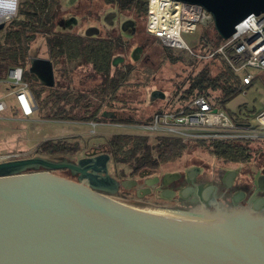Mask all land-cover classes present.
<instances>
[{
  "label": "water",
  "instance_id": "1",
  "mask_svg": "<svg viewBox=\"0 0 264 264\" xmlns=\"http://www.w3.org/2000/svg\"><path fill=\"white\" fill-rule=\"evenodd\" d=\"M175 1L207 10L223 40L247 17L264 14V0ZM116 16L105 22L111 26ZM122 32L133 36L136 22L125 21ZM98 34L90 27L84 36ZM29 72L53 85L50 61L32 59ZM95 154L76 162L39 156L0 162V264H264L263 221L108 197L132 185L108 173L109 154ZM59 170L78 182L51 174Z\"/></svg>",
  "mask_w": 264,
  "mask_h": 264
},
{
  "label": "trees",
  "instance_id": "2",
  "mask_svg": "<svg viewBox=\"0 0 264 264\" xmlns=\"http://www.w3.org/2000/svg\"><path fill=\"white\" fill-rule=\"evenodd\" d=\"M18 1L17 16L0 30V82L7 80L11 69L23 68L24 80L33 94L37 113L42 120L144 128L152 125L157 113L189 112V106L199 97H205L214 109L226 110V104L247 87L223 59L219 56L209 57L223 42L214 26L209 25L201 34V53H194L195 56L186 64L185 79L174 83V90L169 94V101L173 103H166L155 108L152 114H145L144 110L134 109L130 102L118 97L120 88L132 85L131 78L135 72L131 63L124 70L114 65L115 58L125 57L130 51V47L124 43V37L118 34L87 37L81 33L58 32L57 23L62 13L60 0ZM101 1L108 6H117L116 9L123 16L146 23L149 5L147 0ZM209 29L214 33L210 32V35L207 31ZM38 36L46 39L48 54L59 73V79L52 88L40 87L35 90L27 79L31 74L30 49ZM162 47L165 58L175 63L184 62L183 58L174 57L170 48ZM142 71L144 72L138 70L140 77L144 78L147 76V69ZM78 76L81 77L78 79L81 88L86 81L91 83L89 89H78V92L72 89L74 77ZM34 83L39 85L36 81ZM13 109L17 113L16 107ZM117 111L123 115L118 116ZM226 112L236 126H250L249 119L244 120L230 111ZM191 143L225 162L246 161L250 156L245 154L247 147L240 140L184 142L167 136L157 137V145L152 146L148 135L115 134L106 140L103 148L110 154L114 166L119 163L129 164L132 174L138 175L142 171H158L162 166L175 162L183 156ZM36 151L37 155L44 157H72L81 148L68 142L46 141Z\"/></svg>",
  "mask_w": 264,
  "mask_h": 264
},
{
  "label": "rangeland",
  "instance_id": "3",
  "mask_svg": "<svg viewBox=\"0 0 264 264\" xmlns=\"http://www.w3.org/2000/svg\"><path fill=\"white\" fill-rule=\"evenodd\" d=\"M62 5V13L58 19V32H72V33H81L85 35V30L90 27H96L100 30V35L106 37L111 34L114 28L108 27L106 23H103V17L106 14L111 12L118 13L117 6L106 5L103 1H94V0H76L74 3H71V0H60ZM72 18H76L78 22L76 25L72 26ZM129 16L119 17L118 20L114 21V26L123 25L125 21L131 20ZM134 21V19H133ZM137 26V33L134 39L125 40V44L130 47V51L127 52L125 56V62L119 66V69L124 70L131 63L134 66L135 71L133 77L131 78L130 86H124L120 88L118 97L125 99L130 102L134 109L144 110L145 114H152L155 107L158 105H165L166 103L172 104L169 101V94L174 90V83L183 81L186 77V64L192 59V54L186 49H174L170 48L174 57H181L184 59V62H173L165 58V50L162 47V42L153 37L148 36L145 33L146 25L140 21H135ZM140 22V24H139ZM7 24V23H6ZM214 26V25H213ZM207 26H200L196 32L183 35L184 40L187 42L193 53L199 54L203 48L201 44V34ZM208 33H214L210 29L207 30ZM210 33V35H211ZM126 39V38H125ZM148 40V47L146 48L144 55L142 57H148V64L143 62H131V51L136 46H140L146 43ZM30 54L35 58H46L48 56L47 42L46 39L42 36H38L34 44L30 49ZM141 60V58H140ZM147 69V76L144 78L140 77L138 70L143 73ZM251 73L254 76L253 83L247 85L243 89V92L235 97L232 101L226 104V108L231 109L233 112H237L240 115L257 119V116L264 111V72L251 70ZM59 73L57 69L55 70V79L58 82ZM81 77H74V85L72 89L78 92V89H89L91 83L86 81L83 82L81 88L78 84V79ZM29 84H33L36 89L39 90L41 85L34 83L36 78L33 75H28ZM173 84V85H172ZM147 85V86H146ZM146 86V87H145ZM9 85L0 86V97L7 95L10 92ZM152 91H160L167 98L158 99L156 97L152 100L151 95ZM6 102L9 105L13 103V97H7ZM165 101V102H164ZM156 103L153 106L152 103ZM158 103V104H157ZM34 112L35 114L30 118H24L20 114L15 113L11 107L5 114H0V162L7 161L8 157L15 158H29L37 157V148L46 141L54 142H68L72 144L79 145L81 152L77 155L79 157L83 156V153H89L96 149H101L106 140L115 134H131V135H150V144L157 145L156 136H166L173 137L171 134H161L159 130H150L151 132H142L143 130L138 128V126L133 125H108V124H91V123H66V122H52L42 120L39 113ZM229 112V111H228ZM118 116L123 115L122 112L117 111ZM236 114V113H235ZM257 121V120H256ZM255 125L257 122H255ZM259 126V125H256ZM138 128V129H137ZM141 131V132H140ZM156 136H154V135ZM195 136L189 135L186 137V142H195L200 139L194 138ZM258 143V142H257ZM257 143L252 141H247L246 147L253 150L258 147ZM245 144V143H244ZM258 145H261L258 143ZM104 149V148H103ZM76 156V157H77ZM48 160L58 162V161H70L72 157H44ZM203 162L208 164V172L213 173L215 168L221 167L222 160L218 159L216 156H212L211 153L206 151L204 148L198 147L193 143L188 145V149L184 152L183 156L180 157L175 162H171L162 166L158 170L163 175L170 173H183L186 169L192 167V165L202 164ZM207 167V166H206ZM112 177L115 179H127L132 173V168L129 164L119 163L113 165L111 161L109 164V172ZM54 176L65 178L67 180L76 181L67 172V170H59L51 172ZM210 175V174H208ZM72 178V179H71ZM108 197L122 199L126 201H137L146 203L155 207H169L174 208L175 204L172 201H163L157 203L154 199L146 197L143 200H137L134 198H126L122 194L109 195ZM190 210V209H187Z\"/></svg>",
  "mask_w": 264,
  "mask_h": 264
},
{
  "label": "built area",
  "instance_id": "4",
  "mask_svg": "<svg viewBox=\"0 0 264 264\" xmlns=\"http://www.w3.org/2000/svg\"><path fill=\"white\" fill-rule=\"evenodd\" d=\"M148 13L145 33L158 38L164 47L186 49L195 56L183 35L196 32L200 26L214 25L213 16L202 6L187 4L175 0H147ZM163 5L162 14H156L153 4ZM18 3L13 0H0V26L17 16ZM235 33L223 40L216 52L210 58L219 56L237 74L245 85L253 81L251 70L264 72V14L249 16L236 26ZM200 57V56H199ZM24 69L13 68L8 73L6 81L1 85H9L10 92L0 97V114H5L11 106L6 102L7 97H13L16 111L24 118L32 117L37 110L36 101L24 80ZM187 113L161 112L154 115L150 130L164 131L174 138L186 142L189 135L202 140H242L241 133L252 131V127H238L232 123L222 110H214L205 97H199ZM258 129L264 130V112L257 116ZM11 159L8 157V160ZM7 162V161H6Z\"/></svg>",
  "mask_w": 264,
  "mask_h": 264
},
{
  "label": "flooded vegetation",
  "instance_id": "5",
  "mask_svg": "<svg viewBox=\"0 0 264 264\" xmlns=\"http://www.w3.org/2000/svg\"><path fill=\"white\" fill-rule=\"evenodd\" d=\"M107 15L108 14L103 17V23H106L105 19ZM122 16L123 15L118 11L114 19L118 20V18ZM114 21H112L113 24L111 26H108L114 28L110 35L118 34L126 38V40L134 39L136 36L135 33H137V26L134 35L127 36L122 32V25L114 26ZM131 21H133V18ZM147 45L148 41L140 46L135 45L131 51V58H129L131 62L140 63L146 61L145 63L148 64L147 61H149V58L146 56L142 57L148 47ZM140 48L142 52L140 54L138 52L135 54V57H138L136 58L137 60L132 59L134 50ZM34 58L35 57H31V60ZM38 59L50 61L53 65V72L55 73L56 68L49 54L46 58ZM114 60L115 67L119 68V66L125 62V57H118ZM34 78H36V82L44 88H52L57 84L55 75L52 86H49L50 82L48 81L45 82L47 84H44L36 76H34ZM153 93L155 94L154 96L160 98L163 96L165 97L160 91H152L151 95ZM260 133H262L263 136L249 139V141H264V130L260 131ZM247 141L244 142V140H240V142L242 144L245 143V145ZM100 148V150L96 149L89 153L85 152L82 157L77 156L81 152L80 151L77 155L72 156L71 162H76L80 159L92 156L94 152H96L95 155H100L102 153L109 154L105 148L103 149V146ZM260 151V149L256 151L255 149L251 150L247 147V152L245 154L250 156L246 161L225 162L222 160L221 167L215 168L216 170H214L213 173L208 172V164L205 162L192 165V167L186 169L183 173H170L166 175H163L159 171H142L138 175H133L131 173L129 178L121 179L119 182L121 184L124 181H129L127 185L131 184L132 186H127V188L121 186L118 193L126 198H134L137 200L150 197L157 203L172 201L177 209H190L212 216L217 215V217L222 218H249L255 222H264V154H261ZM15 159L22 158L15 157L9 160ZM260 161H262V163L258 164L257 162ZM67 172L70 177L76 180L75 182H78L77 175H72L68 170ZM132 182L135 183L132 184Z\"/></svg>",
  "mask_w": 264,
  "mask_h": 264
},
{
  "label": "crops",
  "instance_id": "6",
  "mask_svg": "<svg viewBox=\"0 0 264 264\" xmlns=\"http://www.w3.org/2000/svg\"><path fill=\"white\" fill-rule=\"evenodd\" d=\"M254 77V76H253ZM254 80V79H253ZM252 83H253V81H252ZM251 83V84H252ZM250 84V85H251ZM158 97V96H157ZM167 98V96H163V97H158V99H166ZM152 100H154V99H152ZM233 100V99H232ZM231 100V101H232ZM165 102V101H164ZM152 103V102H151ZM154 104H156V103H152V106L154 105ZM158 104V103H157ZM12 108L13 107H16V103L14 102V100H13V103L10 105ZM161 105H158V107H160ZM156 108V107H155ZM14 110V109H13ZM155 110V109H154ZM214 110H222V111H224L225 112V114L228 116V113L226 112V111H230V112H232V113H236V115H238L237 117H240L241 119H244V120H246V119H249V124H250V127H252L253 129H252V131L251 132H248V133H241V134H239L240 135V139H242V140H244V142L245 141H249V139H253V138H257L258 136H263V134L262 133H260V131L262 130V129H258L259 127L258 126H256L255 125V123H254V121L256 122V120L255 119H253V118H249V117H246V116H243V115H240L239 113H237V112H233L231 109H228L227 110V108H226V110H224V109H214ZM264 112V111H263ZM16 113V112H15ZM262 113V112H261ZM260 113V114H261ZM227 118H229V116L227 117ZM229 120L232 122V123H234L235 124V122L231 119V118H229ZM75 124H82V123H75ZM94 125H96V124H94ZM98 125V124H97ZM138 128H140V129H142L143 131V133L144 132H151L150 131V129L149 128H146V127H142V126H140V127H138ZM137 128V129H138ZM141 132V131H140ZM161 134H167V133H165L164 131H161L160 132ZM131 135V134H130ZM135 135V134H134ZM138 135V134H137ZM141 135H144V134H141ZM154 135V134H153ZM157 135V134H156ZM156 135H154V136H156ZM148 136H150V135H148ZM166 136H168V135H166ZM157 137H159V136H156V139H157ZM255 143H257V141H254ZM258 143L259 144H261V145H258ZM257 143V146H259L258 147V149H260L261 151H260V153L261 154H264V141H260V142H258ZM256 151H258V149H257V147L256 148H254ZM253 149V150H254ZM258 164H261L262 163V161H260V162H257Z\"/></svg>",
  "mask_w": 264,
  "mask_h": 264
},
{
  "label": "bare ground",
  "instance_id": "7",
  "mask_svg": "<svg viewBox=\"0 0 264 264\" xmlns=\"http://www.w3.org/2000/svg\"><path fill=\"white\" fill-rule=\"evenodd\" d=\"M157 3V2H156ZM162 7H164L163 5H160V4H153V6H152V8H153V10H154V12L156 13V14H162L161 12V10L163 9ZM83 184H85V185H87V186H90L89 185V181L87 180V179H84V181L82 182Z\"/></svg>",
  "mask_w": 264,
  "mask_h": 264
},
{
  "label": "clouds",
  "instance_id": "8",
  "mask_svg": "<svg viewBox=\"0 0 264 264\" xmlns=\"http://www.w3.org/2000/svg\"><path fill=\"white\" fill-rule=\"evenodd\" d=\"M14 3H18V0H13Z\"/></svg>",
  "mask_w": 264,
  "mask_h": 264
}]
</instances>
